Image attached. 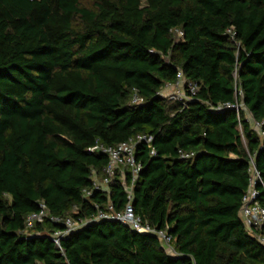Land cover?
Returning <instances> with one entry per match:
<instances>
[{
    "label": "trees",
    "instance_id": "1",
    "mask_svg": "<svg viewBox=\"0 0 264 264\" xmlns=\"http://www.w3.org/2000/svg\"><path fill=\"white\" fill-rule=\"evenodd\" d=\"M144 1L0 0V264H264V225L249 232L239 218L250 159L264 184V0ZM178 70L198 87L184 106L160 96ZM236 90L261 137L244 112L215 110ZM139 134L155 155L137 145L132 208L176 256L113 221L60 249V224L25 230L41 201L74 220L120 211L128 174L83 197L107 163L88 149Z\"/></svg>",
    "mask_w": 264,
    "mask_h": 264
},
{
    "label": "built area",
    "instance_id": "2",
    "mask_svg": "<svg viewBox=\"0 0 264 264\" xmlns=\"http://www.w3.org/2000/svg\"><path fill=\"white\" fill-rule=\"evenodd\" d=\"M177 38H181L183 34L178 31H173ZM232 38L231 31H227ZM234 80L236 76L234 74ZM198 87L195 83L185 79L181 71L176 72L175 81L170 84H165L160 91V96L165 98L169 102H181L184 103L191 100L196 94ZM234 102L228 103L215 108V110H230L234 111L236 117L239 118L240 113L246 112L242 102V92L236 90L234 94ZM142 100L138 97L134 91L131 103L139 104ZM258 129L257 134L261 137L260 125L255 123ZM152 137L147 135H136L129 138L127 141L106 146L101 143H96L93 147L88 149L90 153H100L106 156L107 163L102 169L101 178H98L95 174L92 176V184L90 189H84L82 195L84 198H88L93 192H100L104 194L109 193V185L112 183L115 176H120L124 180L125 175H129V183H122L124 192L126 193V204L120 211H115L111 204H108L103 210H98L95 215L89 219L74 220L70 216L59 217L52 215L47 209L44 202H39L38 210L29 214L25 218V230L32 229L36 224H41L49 221L54 224H60L61 230L55 231L51 235V240L54 245L60 249V241L66 235L74 232L89 223H98L102 221H113L119 223L122 226L129 228L131 231L139 235H150L156 237L163 248V250L170 256H176L172 246V238L165 230H158L155 227L150 226L147 222L143 221L137 216L132 208L133 200V184L136 181L142 166L135 159V153L137 145L144 144L149 149L151 156L155 155V151L152 148ZM194 156L193 153L179 152V158L186 160L191 159ZM248 167V188L242 198V204L239 210V218L247 231L259 230L264 225V208L257 200L259 195L258 187H262L264 191V184L258 171L255 168L254 160L250 159ZM72 213H76V209L72 210ZM257 241L264 247V235L256 237Z\"/></svg>",
    "mask_w": 264,
    "mask_h": 264
},
{
    "label": "rangeland",
    "instance_id": "3",
    "mask_svg": "<svg viewBox=\"0 0 264 264\" xmlns=\"http://www.w3.org/2000/svg\"><path fill=\"white\" fill-rule=\"evenodd\" d=\"M86 1L87 0H83L84 3H86ZM141 5L142 6L145 5V1L144 0H141ZM244 116L246 117V119L248 117V119H249V121L251 123L250 125H251L252 129L257 133L258 132L257 126H256L255 122L252 120V118L250 117V115L247 112H245V115Z\"/></svg>",
    "mask_w": 264,
    "mask_h": 264
},
{
    "label": "crops",
    "instance_id": "4",
    "mask_svg": "<svg viewBox=\"0 0 264 264\" xmlns=\"http://www.w3.org/2000/svg\"><path fill=\"white\" fill-rule=\"evenodd\" d=\"M247 119H248V117H247ZM249 120V119H248ZM250 122V121H249ZM251 124V123H250Z\"/></svg>",
    "mask_w": 264,
    "mask_h": 264
}]
</instances>
